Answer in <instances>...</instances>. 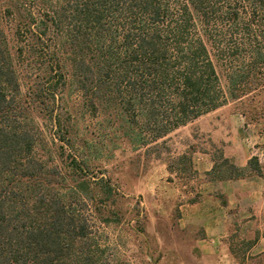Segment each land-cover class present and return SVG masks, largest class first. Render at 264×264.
<instances>
[{
    "label": "trees",
    "instance_id": "obj_1",
    "mask_svg": "<svg viewBox=\"0 0 264 264\" xmlns=\"http://www.w3.org/2000/svg\"><path fill=\"white\" fill-rule=\"evenodd\" d=\"M70 87L156 145L264 89V0H0V264H110L80 206L112 187L71 150ZM247 171L262 174L256 157L214 174Z\"/></svg>",
    "mask_w": 264,
    "mask_h": 264
},
{
    "label": "rangeland",
    "instance_id": "obj_2",
    "mask_svg": "<svg viewBox=\"0 0 264 264\" xmlns=\"http://www.w3.org/2000/svg\"><path fill=\"white\" fill-rule=\"evenodd\" d=\"M24 1L33 5L38 0ZM62 100L74 115L71 150L87 163L93 187L101 178L112 187L104 202L96 195L95 202L80 206L97 242L108 246L106 261L206 264L195 245L196 230L179 221L181 196L192 181L180 157L189 158L188 150L200 144L193 136L200 132L199 122L180 126L156 145L135 146L114 129L110 117L90 116L75 89H65ZM228 103L247 111L249 121L264 120V89Z\"/></svg>",
    "mask_w": 264,
    "mask_h": 264
},
{
    "label": "crops",
    "instance_id": "obj_3",
    "mask_svg": "<svg viewBox=\"0 0 264 264\" xmlns=\"http://www.w3.org/2000/svg\"><path fill=\"white\" fill-rule=\"evenodd\" d=\"M196 122L200 132L193 136L200 144L188 150L192 181L181 196L179 221L196 230L195 245L206 264H264V160L262 174H214L222 158L243 168L252 146L264 151V120L249 121L228 103Z\"/></svg>",
    "mask_w": 264,
    "mask_h": 264
},
{
    "label": "built area",
    "instance_id": "obj_4",
    "mask_svg": "<svg viewBox=\"0 0 264 264\" xmlns=\"http://www.w3.org/2000/svg\"><path fill=\"white\" fill-rule=\"evenodd\" d=\"M251 152H252V156L256 157L258 161L264 160V151L262 149L252 146Z\"/></svg>",
    "mask_w": 264,
    "mask_h": 264
}]
</instances>
